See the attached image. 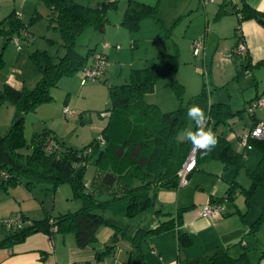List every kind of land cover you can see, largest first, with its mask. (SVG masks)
I'll list each match as a JSON object with an SVG mask.
<instances>
[{
	"label": "trees",
	"instance_id": "obj_1",
	"mask_svg": "<svg viewBox=\"0 0 264 264\" xmlns=\"http://www.w3.org/2000/svg\"><path fill=\"white\" fill-rule=\"evenodd\" d=\"M43 1L55 15L53 20L61 33L65 53L54 62L45 51L34 52L30 55V60L39 74L35 86L31 89L25 86L17 89L5 84L0 89V105L9 104L14 109L10 126L0 136V188L7 190L8 187L23 182L28 190L34 185L44 184L50 187L48 190L56 192L60 186L68 184L73 199L78 201L80 207L75 212H66L55 218L46 216L42 220H33L23 229H7L0 237V249L21 244L38 233L50 235L54 228L62 234L73 233L76 245L82 249L97 240L100 229L110 227L131 244L127 264H146L142 242L151 236L176 230L182 224L184 212L192 207L179 209L175 216L165 214L163 216L168 218L157 227L137 229L132 234L105 219L102 209L113 200L127 199L126 216L134 217L154 208L158 191L179 187L178 172L188 156L191 143L179 140L178 135L186 128L187 109L194 104L204 109L209 117V128L218 138V144L212 151L207 154L203 151L198 153L196 168L206 161H218L225 167L232 166L237 170L242 168L244 154L236 152L229 141L217 133L220 125H225L228 120L240 115V112H232L230 105L226 103L210 104L205 87L189 100L187 107L179 106L171 112H162L157 105L146 103L145 96L154 91L160 79H167L176 95L181 97L182 86L176 79L177 54L159 53L157 58L164 62L162 65L131 70L127 83L115 86L105 84L110 100L105 112H109L110 116L99 137L91 143L81 149L73 148L57 140L53 132L44 130L34 134L28 144L24 137L25 115L52 101L51 90L58 87L61 78L84 70L94 53L103 54L89 49L85 55H80L76 51V42L89 27L104 33L107 13L117 8L116 2L112 0H102L95 8L81 6L75 0ZM234 7L233 13L239 15L238 24L247 20H254L258 24L260 21L264 22V14L251 8L246 0H239ZM223 14L225 12L220 11L216 16ZM146 19L159 23L157 7L128 0L120 24L129 31H136ZM25 30L14 13L0 22V34L9 39ZM236 33L238 41L242 36L238 34V30ZM105 57L107 58L106 55ZM260 66H264V60L252 66L246 55L240 66V73ZM104 74L96 81L103 78ZM256 124L254 122L251 129ZM99 138L104 141L103 145ZM50 141L56 146L53 151L48 149ZM249 146L260 153L256 168L247 171L251 180L250 189H240L233 181L225 195L212 199L213 203L209 202L210 204L222 206L224 202L233 201L236 192H244L248 198L254 189L264 187V140H250ZM91 163L94 164L97 175L92 185L86 187L83 178ZM102 193L110 195L111 199L101 201L99 198ZM254 228L257 229V226ZM250 232H253L252 228ZM177 243L179 251L185 250L191 246V239L187 234L180 233L177 235ZM106 253L97 255V259H101ZM177 264L251 263L246 250L237 258L230 257L227 250H223L195 260H179Z\"/></svg>",
	"mask_w": 264,
	"mask_h": 264
},
{
	"label": "rangeland",
	"instance_id": "obj_2",
	"mask_svg": "<svg viewBox=\"0 0 264 264\" xmlns=\"http://www.w3.org/2000/svg\"><path fill=\"white\" fill-rule=\"evenodd\" d=\"M101 1L75 0L77 4L90 8L97 7ZM112 1L116 2L117 8L107 13L105 32L101 33L89 27L76 42V51L80 55H85L89 49L103 51V54L108 55V68L103 78L99 81L86 82L84 85L82 72L61 78L58 87L51 90L52 101L40 106L35 112L25 115L24 137L28 144L31 143L34 134L44 130L53 131L60 142L72 140L68 143H77L76 147H80L77 149L91 143L99 135L96 134L89 142L81 138L75 142L74 139L83 132L85 135L88 132L92 135L93 132L90 130L99 124L107 123L108 118L103 115L110 103L106 85L127 83L133 69L162 65L164 62L157 58L159 53L177 54L176 79L182 86L181 97L176 95L167 79H160L154 91L145 96L146 103L157 105L162 112H171L179 106L187 107L189 100L205 87L210 103H226L230 105L232 112H240L234 121L228 120L225 125H220L219 133L227 130L228 126L232 127L234 122H241L243 127L248 124L251 116L246 111V102L253 98L255 93L259 92V95L264 93V66L252 68L249 74L245 72L241 74L235 67L226 71L223 64L218 63L222 66H216L218 58L217 55L213 56L212 52L207 55V58H204V51L198 57L192 55V39H204L203 36L209 32L211 23L217 17L215 12L220 9L221 0H135L157 7L159 19V23L153 19L142 21L136 31H129L120 24L128 0ZM223 8L230 10L231 7ZM212 9L215 10L214 14ZM12 13L18 16L27 35L20 37L19 44L14 45L12 39L0 34V89L12 81L16 86L22 84L31 89L39 80V74L30 60V55L36 51H45L54 62H57L65 53L62 37L53 20L55 15L43 0H0V22ZM210 14L212 16L209 19ZM216 41L217 38H215ZM215 42H211L210 45L215 46ZM256 72L259 73L257 78ZM229 74L234 79L230 81L228 87L216 89L229 81ZM82 88L85 89L82 91ZM64 108L75 112L77 119H66L63 115ZM13 114L12 106L0 105V136L10 126ZM256 116L264 120V110L256 111ZM195 127V123L187 117L184 130H195ZM184 130L178 135L181 141L186 140L183 135ZM86 137L88 138V135ZM233 146L235 147V144ZM244 161L243 156V167L239 170L232 166L229 168L235 170V175L238 174L234 181L239 184L240 189L249 190L251 180L246 168L249 167V171L254 170L259 161L256 164L248 163L249 166ZM96 173L94 164H89L85 170L84 183L92 185L96 179ZM48 188L50 187L47 185L37 184L28 190L23 182L14 187H8L7 190L0 188V237L7 230L4 222L20 215L21 212L28 218L42 220L49 215L55 218L67 211L75 212L80 207L78 201L73 199L72 190L68 184L60 186L56 192ZM99 199L105 201L111 199V196L102 193ZM127 203V199L113 200L102 209L101 213L105 219L131 234L137 229L148 227L153 209L134 217H127ZM227 203L226 206L229 207L226 208H231L239 221L247 222L249 227L247 236L254 237L264 244V187L254 189L248 198L244 192H236L233 201H227ZM36 205L38 208L33 209L32 206ZM226 212L228 213V210L223 214ZM255 226L257 229L254 228ZM105 228L106 232L113 230L110 227ZM250 228L253 232H250ZM147 241L148 238L142 242L141 246L145 251L148 248ZM255 244L256 246L248 249V252L252 253L253 260L259 258L261 252H264L260 242L257 245L255 241ZM113 245V242H108V246Z\"/></svg>",
	"mask_w": 264,
	"mask_h": 264
},
{
	"label": "crops",
	"instance_id": "obj_3",
	"mask_svg": "<svg viewBox=\"0 0 264 264\" xmlns=\"http://www.w3.org/2000/svg\"><path fill=\"white\" fill-rule=\"evenodd\" d=\"M237 1L239 2V0H236L235 5ZM221 2L220 9L217 12L212 9V14L220 11L225 12V14L216 17L211 23L209 32L203 36L204 58H207V55L212 52L213 56L217 55L218 58L216 66L219 65L218 63L223 64L226 71L231 67H235L236 69L240 68L243 58L233 59L229 56L232 48L236 44V30H238V34L242 36L247 46V56L251 65L253 66L257 62L264 60V26H261L254 20H247L238 24V16L233 13L235 9L234 5L225 1ZM246 3L254 10L264 14V0H246ZM227 6L231 7L230 10L223 8ZM212 14H210L209 19ZM215 38H217L216 42ZM193 40L195 38L192 39L191 43ZM211 42H215V46H211ZM106 56L108 59V55ZM221 66L219 65V67ZM258 72H256L257 74L255 73L256 78L259 75ZM228 77L230 78L229 81L219 85L216 89L228 87L230 81L234 79L230 74ZM8 84L17 89L24 86L22 84L16 86L13 81ZM84 89L82 88V91ZM257 96H259V92L255 93V96L249 99L246 105ZM77 117L76 115V117L72 118L77 119ZM235 119L236 117L232 118L231 121ZM254 122H264V120H260L255 115L249 118V122L245 127L241 126V122H234L232 127L228 126L227 130L223 132L219 133L217 129V133L225 137L236 152L244 154V162L248 166V163L256 164L259 161L260 153L259 151H255L254 148L244 150L240 146L239 140L249 132ZM105 126L106 124H99L90 130V132H93L92 135L89 132L86 134L88 138L85 132H83V134L75 136L74 140L78 142L77 140L81 138L85 142H89L96 134L97 136L100 135ZM53 135L56 137L54 133ZM56 139L58 140L57 137ZM62 142L73 148H80L76 147L75 144L77 143H68L72 142V140ZM234 144L236 148L233 146ZM246 169L250 170L249 167ZM237 175H235V170L225 167L221 162L206 161L199 164L189 174L187 177L188 184L185 187L158 191L155 198L153 214H151V222L148 227L140 229H153L161 221L168 218V216L163 215L175 216L179 209L192 208L184 212L182 224L176 230L167 231L148 238L147 250L142 249L145 263L177 264L179 260H195L203 255H210L216 251L223 250H227L230 257L237 258L246 250L247 258L251 264H264V252H261V256L255 260L251 257L252 253L248 252L249 247L256 246L255 241L257 245L260 242V247L262 248H264V244H261L262 242L254 237L247 236L249 232L247 222L244 220L239 221L233 213V210L226 208L229 207L226 206L228 205L227 202H224L222 206L223 212L228 210V213L223 214L222 212L221 216L213 218H204L201 216V209L211 202L212 199L224 196L230 183L236 180ZM85 186L89 187L90 185L85 184ZM34 207H37V205L32 206L33 209ZM157 211L161 213L156 214ZM20 215L28 224L35 220L28 218L25 213L21 212ZM27 226L25 225V227ZM180 233L187 234L191 239V246L181 251H179L177 243V235ZM108 242H113L114 245L110 247L108 246ZM129 251H131V244L121 236L118 237V234L114 230L106 232L105 227L100 229L97 240L94 243L82 249L76 245L73 233L62 234L55 231L50 235L38 233L28 237L21 244L0 249V264H98L103 260L110 264H127ZM104 252H107L106 255H103L101 259H97V255H101Z\"/></svg>",
	"mask_w": 264,
	"mask_h": 264
},
{
	"label": "built area",
	"instance_id": "obj_4",
	"mask_svg": "<svg viewBox=\"0 0 264 264\" xmlns=\"http://www.w3.org/2000/svg\"><path fill=\"white\" fill-rule=\"evenodd\" d=\"M214 1V0H211ZM227 3L235 5L236 0H221ZM239 16V15H238ZM26 31H20L17 35L12 38L14 45L19 44L20 37H26ZM119 48V47H117ZM192 55L194 57L200 56L204 51V39H198L192 42L191 44ZM247 55V46L242 37H240L237 41V44L232 48L230 57L231 58H244ZM108 68V60L105 55L100 53H94L90 58V63L88 66L82 70V84L84 85L86 82L96 81L100 78ZM249 74V71L246 72ZM264 110V93L260 94L257 98L253 99L247 104L246 111L251 116L254 117L256 115V111ZM63 115L66 119L76 117L75 112L71 111L68 108L63 109ZM103 115L105 117H109V112H104ZM207 128H209V120L207 123ZM250 140H264V122H258L249 132L242 136L239 140L240 146L244 150H250L251 147L249 146ZM99 142L101 145L104 144V141L99 138ZM49 151H53L56 149L55 143L50 141L48 143ZM200 151L194 149L193 145L191 144L188 156L182 165L181 169L178 172V186L185 187L188 184L187 177L191 172H193L196 168L197 163V155ZM222 206L220 204H210L208 203L201 209V216L204 218H213L219 217L222 213ZM30 224V222H29ZM21 215H17L13 218H10L4 222V225L7 229L10 230H19L23 229L25 225H29ZM53 231L55 232L56 229L54 228ZM98 264H110L107 261H101Z\"/></svg>",
	"mask_w": 264,
	"mask_h": 264
},
{
	"label": "clouds",
	"instance_id": "obj_5",
	"mask_svg": "<svg viewBox=\"0 0 264 264\" xmlns=\"http://www.w3.org/2000/svg\"><path fill=\"white\" fill-rule=\"evenodd\" d=\"M186 114L195 123L196 129L184 130V138L198 151H203L205 154L212 151L218 144V138L210 128L206 127L209 117L204 109L194 104L187 109Z\"/></svg>",
	"mask_w": 264,
	"mask_h": 264
},
{
	"label": "water",
	"instance_id": "obj_6",
	"mask_svg": "<svg viewBox=\"0 0 264 264\" xmlns=\"http://www.w3.org/2000/svg\"><path fill=\"white\" fill-rule=\"evenodd\" d=\"M259 24H261L262 26H264V22L260 21ZM240 71V68H238L237 72Z\"/></svg>",
	"mask_w": 264,
	"mask_h": 264
}]
</instances>
